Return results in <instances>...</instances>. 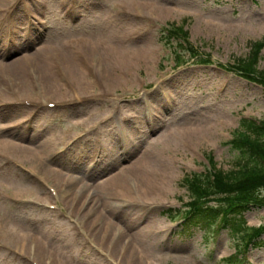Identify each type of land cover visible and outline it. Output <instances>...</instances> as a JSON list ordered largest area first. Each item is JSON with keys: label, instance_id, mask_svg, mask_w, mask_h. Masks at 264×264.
Wrapping results in <instances>:
<instances>
[{"label": "rangeland", "instance_id": "374dc122", "mask_svg": "<svg viewBox=\"0 0 264 264\" xmlns=\"http://www.w3.org/2000/svg\"><path fill=\"white\" fill-rule=\"evenodd\" d=\"M27 2L33 16L25 14L24 3L11 15V19H22L10 25L20 48L6 60L23 50L37 56L38 47L62 48L71 41L79 46L69 53L86 50L84 45L107 43L113 49L105 52L115 50V55L107 71L111 79L105 76L106 83L88 89L102 99L89 102L72 104V98L60 102L63 94L46 84L38 82L25 91L12 84L11 77L3 78L0 113L23 108L6 105L7 99L45 101L42 107L32 106L34 111L23 108L13 118L0 117V227L3 232L26 234L27 242H32L31 262L14 261L0 247V264H98V254L103 252L99 242L109 222L115 226L113 235L125 231V239L148 253L154 264H232L227 259L235 255L236 264H264V235L259 244L245 247L239 236L231 238L223 228L212 230L206 241L204 230L198 227L182 230L184 211L177 216L171 211L183 209L190 200L182 185L184 176L206 172L210 156L217 168L234 169L238 151L231 140L244 117L264 120V86L231 68L239 59L248 58L253 42H264V0ZM120 2L128 5L126 15L117 12ZM9 3L0 4L5 6L0 16L5 18ZM67 12L75 13L74 22ZM55 13L63 17L62 25L52 23ZM32 24L47 29L35 34ZM171 26H183L189 32V41L204 55L201 60L180 50L179 38L172 40V46L166 42L162 34ZM8 30L0 31V43ZM174 48L179 51V64ZM97 57L93 60L99 64ZM257 71L264 72V48ZM84 138L87 142L72 150ZM45 139L51 142L48 152L37 142ZM97 149L103 151L101 157H96ZM1 155L12 156L14 162L2 161ZM144 156L165 169L161 199L145 203L117 200L111 208L95 207V189L102 190L109 203L113 193L105 188L145 190L149 186L147 172L135 164ZM83 218L93 221L99 232L83 228L79 233ZM245 219L248 227L264 225V207H253ZM54 256L58 261H53Z\"/></svg>", "mask_w": 264, "mask_h": 264}, {"label": "bare ground", "instance_id": "6f19581e", "mask_svg": "<svg viewBox=\"0 0 264 264\" xmlns=\"http://www.w3.org/2000/svg\"><path fill=\"white\" fill-rule=\"evenodd\" d=\"M27 1L28 0H10V8L4 11V13L7 11V13L5 14V18L7 21H5L4 16H0V31L9 29L8 32L4 34V37L2 36L4 44H1L0 47V75H4L2 78H0V89L3 88L2 81L6 75L13 79L12 84L17 86L19 90L20 88H22L23 90L28 91L30 87L35 88L38 85V82L46 84L51 91H59L63 94L64 98H59L60 100H58L60 102L64 101V99L70 101L69 99L71 98L72 101L70 102H72V104H75V102H89L94 99H100L102 95L94 96L91 92H88V89L94 84L100 85L101 83H103V81L105 82V76H107L109 80L111 79L112 74L110 73V75H108L107 71L111 67L112 61L110 57L115 55V50H113L111 53L105 52V50L107 51L113 49V46L111 44L99 43L94 46L84 45L86 50H84V48H80L76 49L74 53H69L68 51L71 48H78L79 46L71 41L67 44V46H63L62 48L57 46L38 47L37 51L35 52L37 56H33L32 54L28 53L27 51L24 52L25 50H23L14 58L6 60V57H9L11 53H19L18 46L20 45H18V43L14 41L19 37L16 32L10 30L13 29L12 27H10V25L12 23L14 25H17L22 22V19L20 16L11 19V15L19 11L21 7L20 5L24 3L23 11L25 12V14L33 16V11ZM7 2L8 0H0V4L2 3L6 5ZM133 6L137 9L138 4L133 3ZM3 7L5 6H2L0 8ZM127 8L128 5L120 2L117 5V12L126 15L129 12ZM42 15L46 20H48L47 15ZM129 15L135 14L129 13ZM74 16L75 13H71L70 15L68 14L69 20L71 22H74L76 20L77 16ZM34 18L37 19L36 16H34ZM63 22V17L58 13H55L54 17L52 18V23L62 25ZM32 28L33 33H39L41 35L47 29V26H38L36 24H32ZM100 52L102 53L97 57V54H99ZM71 54H73V56ZM95 57H97V59L99 60V64L94 62L93 58ZM100 65L103 67V69ZM2 69L6 70L7 73L10 74L3 73ZM1 93L5 94V92L2 91ZM8 100L9 99H7V102L5 101L6 104L15 102L17 106L28 108L30 110L34 109L32 108V106H43V102L45 101L43 99H35V101H37L35 102L32 99L25 98H14L10 99V101ZM23 108L4 109L5 113H0V117L13 118L16 116V114L22 112ZM21 118H23L24 120L26 117L23 116ZM54 141L55 139L52 140V143ZM37 142H39L41 150H44V152H48V149H50L51 146V142L48 141V139H45L43 141L38 140ZM86 142V139L81 140L72 148V150L82 147ZM72 144H74V142L67 144V149ZM110 147L112 148L113 146ZM18 148L19 147H14L13 149L16 150ZM108 148V146H105V150H107ZM99 152L103 151L97 149L96 157L102 156V153ZM79 155L80 154H78L77 156ZM103 155L105 154L103 153ZM1 160L7 162L8 164L14 162L12 156L5 157V155H1ZM95 160H97V158H95L94 161ZM137 163L139 168L142 167L143 170L147 172L146 182L149 184V186H145V190H137L136 188L130 187H125L121 190H117L120 189L118 187H116L115 190L110 187L105 188V190L109 192L112 191L113 193V199L111 200L112 197H110L109 199L111 201L109 203L103 198L104 193L102 192V190L95 189L94 194L98 199L95 207L105 205V209L111 208L117 204V200H122L125 203H145L147 201H159V199H161V197L159 196L161 195V192H164L161 186V182L162 180L165 181L167 179L165 169H163L161 165L158 166L152 163L151 159L147 156H144L142 160L139 158L135 164ZM35 198L41 201L39 197ZM56 207L57 206H55L54 208ZM78 210L81 213L84 212V209L81 210V208H78ZM84 215H87V213L85 212ZM83 228L90 229L95 233H98L100 230L99 227L88 218H83L79 222V233H82ZM114 228L115 226L111 222L106 223L103 228L102 243L99 242V246L101 247L103 252H99L98 254V264H106V262H108V264H154L148 257V253L139 249L132 240L128 241L125 239V231H120L117 235H113ZM1 229L4 228L0 227V247L4 249L9 256H12L14 261L23 263L31 262L30 257L32 242L29 241V239L27 242L26 234L22 235L18 231L14 230L3 232ZM84 242H88V240H85ZM40 248H42L41 245ZM92 253L97 257L95 252ZM8 255L7 258H9ZM52 259L55 262L58 261L56 256H54V258Z\"/></svg>", "mask_w": 264, "mask_h": 264}, {"label": "trees", "instance_id": "16d2710c", "mask_svg": "<svg viewBox=\"0 0 264 264\" xmlns=\"http://www.w3.org/2000/svg\"><path fill=\"white\" fill-rule=\"evenodd\" d=\"M162 35L170 46L173 39L179 38L177 44L180 50H188L192 58L201 60L204 56L199 55L198 48L193 47L189 32L183 26H171ZM251 47L248 58L239 59L231 68L264 86V72L257 71L264 42H253ZM173 53L180 60L177 61L179 64L181 59L178 49L174 48ZM231 142L238 151L234 169L225 172L217 168L214 157L210 156V168L206 172H192L184 176L182 185L187 188L190 200L183 209L171 211L176 216L185 212L183 231L198 227L204 230V239L208 241L212 230L218 232V229L225 228L231 238L239 236L241 244L248 247L259 244L264 235V225L248 227L245 219V213L253 207H264V120L243 118L237 136ZM227 260L236 264L237 257L230 256Z\"/></svg>", "mask_w": 264, "mask_h": 264}]
</instances>
